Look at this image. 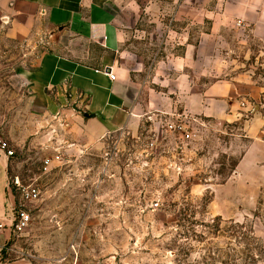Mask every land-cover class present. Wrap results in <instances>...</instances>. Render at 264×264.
<instances>
[{
	"label": "rangeland",
	"instance_id": "obj_1",
	"mask_svg": "<svg viewBox=\"0 0 264 264\" xmlns=\"http://www.w3.org/2000/svg\"><path fill=\"white\" fill-rule=\"evenodd\" d=\"M116 1L125 7L115 11L126 32L120 61L132 81L149 83L166 51L182 52L177 33L183 27L165 11L145 8L150 0ZM189 28L196 37L197 27ZM3 32L0 138L13 150L11 184L31 216L12 250L1 254L3 262L264 264V94L246 104L239 120L204 118L186 142L151 110L136 133L113 131L82 153H62L61 144L47 137L50 127L35 128L39 123L22 112V81L9 67L21 60V48L7 57ZM244 64L264 87V58ZM142 85L126 90L129 98L136 101L139 92L143 104L163 94ZM255 117L262 129L252 137L244 123ZM248 150L249 163L240 165ZM17 177L39 189L36 200H22Z\"/></svg>",
	"mask_w": 264,
	"mask_h": 264
},
{
	"label": "crops",
	"instance_id": "obj_2",
	"mask_svg": "<svg viewBox=\"0 0 264 264\" xmlns=\"http://www.w3.org/2000/svg\"><path fill=\"white\" fill-rule=\"evenodd\" d=\"M124 8L116 0H0L6 56L14 58L21 48V60L9 67L22 81V112L39 123L35 128L50 127L47 137L61 144L62 153H82L113 131L136 133L151 110L168 120L187 114L203 124L204 118L234 122L247 103L262 99L264 87L244 61L264 58V0H150L145 8L165 11L183 28L176 32L182 52L166 51L151 68L149 83L132 81L120 61L126 32L115 11ZM142 84L163 94L155 92L143 104L139 92V100L129 98L126 90ZM244 128L253 137L262 121L255 117ZM249 151L240 165L249 163ZM9 162L0 150V220L6 225L0 246L7 244L0 256L26 228L17 232L12 226L20 201ZM21 262L0 258V264Z\"/></svg>",
	"mask_w": 264,
	"mask_h": 264
},
{
	"label": "built area",
	"instance_id": "obj_3",
	"mask_svg": "<svg viewBox=\"0 0 264 264\" xmlns=\"http://www.w3.org/2000/svg\"><path fill=\"white\" fill-rule=\"evenodd\" d=\"M241 22H239L240 24ZM105 72L109 75L110 79L115 80L116 75L108 72V68L105 69ZM195 125H204L202 121L197 120L196 118L187 115V114H178L173 115L172 118L169 119L168 127L170 131L175 134L179 135L183 142L189 141L194 137V126ZM0 150L3 151L7 156L13 155V150L10 148L9 144L0 138ZM47 163V162H46ZM14 184L20 187L22 200L27 201H34L39 196V189L32 185L24 186L20 183L19 178H15ZM31 216L30 214L20 207L17 209L14 221H13V228L15 231L19 232L23 228H25L28 223L30 222ZM6 227L5 223L0 220V231H2ZM7 244L0 246V251L5 249Z\"/></svg>",
	"mask_w": 264,
	"mask_h": 264
},
{
	"label": "trees",
	"instance_id": "obj_4",
	"mask_svg": "<svg viewBox=\"0 0 264 264\" xmlns=\"http://www.w3.org/2000/svg\"><path fill=\"white\" fill-rule=\"evenodd\" d=\"M15 188V187H14Z\"/></svg>",
	"mask_w": 264,
	"mask_h": 264
}]
</instances>
